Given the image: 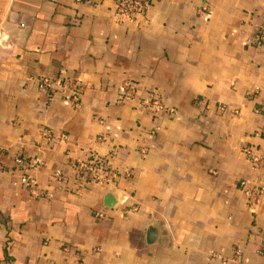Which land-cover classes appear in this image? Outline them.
Returning <instances> with one entry per match:
<instances>
[{
  "label": "crops",
  "instance_id": "1",
  "mask_svg": "<svg viewBox=\"0 0 264 264\" xmlns=\"http://www.w3.org/2000/svg\"><path fill=\"white\" fill-rule=\"evenodd\" d=\"M123 1L0 0V264H264V0ZM98 159L115 184L78 176Z\"/></svg>",
  "mask_w": 264,
  "mask_h": 264
},
{
  "label": "built area",
  "instance_id": "2",
  "mask_svg": "<svg viewBox=\"0 0 264 264\" xmlns=\"http://www.w3.org/2000/svg\"><path fill=\"white\" fill-rule=\"evenodd\" d=\"M143 7L144 6L142 0H125L123 1L121 9L124 11H129L134 16H137L142 12ZM263 36L264 34L260 33L258 39L259 42L264 40ZM38 83L50 95H55L59 92H62L64 94V99L66 102L74 105L79 104L80 94L83 92V86L81 84L75 83L73 80L66 79L63 76L40 77L38 79ZM127 88L128 92L133 91L129 84H127ZM145 104L148 105L149 108L153 110V112L159 110L162 107L159 93L155 92L151 94L145 101ZM220 110H223V107H220ZM46 135H49V131H46ZM254 136L264 138V129L262 131L255 132ZM243 154L249 159L253 168L261 169L264 166V149L258 150L249 145H245V147L243 148ZM15 164L22 171V174L20 175V183L24 189H26L34 197H43L49 199L53 198V194L50 191L39 187L36 179H34L29 174V170L43 164V162L39 158L25 159L22 157H16ZM75 169L79 177L93 183L112 185L115 184L116 180L119 177V173L115 169L111 168L99 159L77 162L75 165ZM52 179L61 180L62 177L60 174H55L52 178H50V180ZM263 191V185H260L259 187L251 191H248L251 204L257 203Z\"/></svg>",
  "mask_w": 264,
  "mask_h": 264
},
{
  "label": "water",
  "instance_id": "3",
  "mask_svg": "<svg viewBox=\"0 0 264 264\" xmlns=\"http://www.w3.org/2000/svg\"><path fill=\"white\" fill-rule=\"evenodd\" d=\"M155 238H156V233L154 230H152V233H151V239H150V243H153L155 241Z\"/></svg>",
  "mask_w": 264,
  "mask_h": 264
}]
</instances>
